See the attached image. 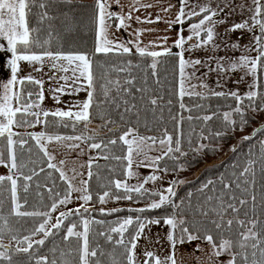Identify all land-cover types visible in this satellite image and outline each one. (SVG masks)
<instances>
[{"label": "snow or ice", "instance_id": "1", "mask_svg": "<svg viewBox=\"0 0 264 264\" xmlns=\"http://www.w3.org/2000/svg\"><path fill=\"white\" fill-rule=\"evenodd\" d=\"M58 4L68 6L69 11L60 13L65 18L77 11L73 5L88 8L84 0H0V38L7 42L6 47L0 43V53H10L5 65L10 75L0 81V166L8 170L7 174H0V261L20 264L14 257L25 254L27 259L23 264H184L183 259L177 257V247L202 240L209 247L205 257L196 259V264H264V219H261L264 214V139L259 140L258 156L253 157L250 149L245 162L234 166L239 171L234 170L230 177L222 174L218 181L209 179L203 183L196 191L206 193L210 190L213 194L204 195L196 203L192 200L193 191H188L177 202L174 199L176 189L186 181L173 179L164 187V175H161L184 171L186 164L180 161L189 152L200 154L206 149L217 150L218 146L203 141L219 140L237 130L243 131L256 115L264 112V0H251L250 5L243 0L239 5H234L232 0H218L215 7H212V0H205V3L178 0V4L168 0H93L86 21L94 33L92 52L65 51L63 44L53 50L50 24L47 35L41 36L45 21L55 19L49 15V8ZM157 6V13L147 11ZM34 8L36 12H33ZM174 8L177 11L172 18ZM237 10L240 15L245 12L250 15L218 33L216 28L226 24ZM140 11H145V15L136 14ZM30 15L36 17L37 26L29 25ZM161 22L166 25L165 32L180 26L173 43L168 44L171 39L168 35L156 36L145 43V35L160 30L142 25ZM134 23L141 26L133 27ZM185 31L189 35L185 36ZM237 31L252 34V41L241 46L240 37L237 42L225 38ZM122 32L127 35L121 36ZM173 47L178 51L173 52ZM201 51L208 54L203 57L194 55ZM221 52L225 54L219 55ZM229 52H239L240 55H229ZM252 52H255L254 56L250 54ZM133 56L140 60L134 63L132 59H125ZM162 57L174 60L173 79L168 80L170 98L166 104L161 103L164 85L159 66L165 63ZM149 60L150 63H145ZM24 64L30 71L20 76ZM134 70L141 73L139 78ZM149 70L158 88L149 85ZM34 72L39 73V77L33 75ZM237 72L241 75L233 79ZM213 74L219 91L207 82ZM45 75L51 82L47 89ZM246 78H250V82ZM229 80L236 85L246 83V91L241 93L239 88H227ZM26 85L32 88L28 89ZM45 91L56 105L63 103L65 107H43ZM81 92L86 94L83 99L79 98ZM64 95L77 98L65 102L62 100ZM172 96L177 100L176 113L172 112ZM185 97L194 101L222 98L235 103L227 105V110H221L219 106L212 110L210 104L194 102L189 105L185 103ZM165 108L174 125L173 131L160 127L166 123ZM205 109L208 114L192 115L194 111ZM114 113L119 124L113 119ZM95 119L101 123L90 128ZM214 119L220 120L221 128L209 130L207 135L202 129L193 146L195 129L185 133L184 122L197 120L207 126ZM37 125L41 126V131H28ZM121 126H125V130L119 136L101 137L100 129L114 134ZM81 127L83 130L77 131ZM141 127L145 133L156 134L141 133ZM21 128L23 132L15 130ZM61 128L70 131L60 132ZM261 132H264V125L243 136L231 151L236 152L240 142L249 141ZM51 144L64 149L69 156L72 153L78 157L88 154L86 163L79 166L87 171L81 172L73 167L69 175L64 167L65 159L54 162L56 157L49 150ZM117 147L121 155L114 154ZM33 148L37 151L34 152ZM25 153L27 160L23 158ZM34 155L48 169L58 173L56 178L51 171L46 174L53 178V187L46 183L42 185L37 179L33 188L34 178L45 172L44 167L36 170ZM101 159L116 161L119 173L116 167L105 165L109 176H102L98 163ZM94 166L96 171H93ZM140 168L150 171L143 175ZM117 175L122 178H115ZM93 176L97 187L103 189L95 193L101 205L109 201L148 202L142 207L127 209L101 207L98 211L105 216L122 211L135 215L117 217L115 221L98 220L91 215L97 210L92 206L94 194L89 183ZM56 179L64 184L61 190H56ZM133 179L136 183H131ZM158 181L160 187H156ZM258 183L259 197L256 194ZM149 184L151 188L147 187ZM43 188L47 189V195ZM46 199L50 203H44ZM74 199L81 201L77 207L59 210ZM154 210L163 214L155 217L143 215ZM57 212L54 218L53 213ZM10 217L16 218L21 227H12ZM29 220L31 227H25ZM161 224L169 229L166 233L168 254L161 256L156 250L145 247L138 256L142 239L146 244L153 243L145 230ZM21 229L28 234L21 236ZM225 233L229 236L226 237ZM5 235L9 236L8 243L3 242ZM50 238L51 247L47 254H41ZM155 243H159L158 237ZM197 250H201L199 245ZM224 254L228 259L221 261L219 258Z\"/></svg>", "mask_w": 264, "mask_h": 264}, {"label": "trees", "instance_id": "2", "mask_svg": "<svg viewBox=\"0 0 264 264\" xmlns=\"http://www.w3.org/2000/svg\"><path fill=\"white\" fill-rule=\"evenodd\" d=\"M92 3H93V0H84V4L88 5L87 9L81 8L79 5H73V7H75L77 9V11L74 14H70L69 17H67V18L60 15V13L69 11L68 6L63 5V4H58V5H53L49 8V15L55 17V19L45 21L44 25L41 26L44 29V31H42V33H41V36L44 37L47 35V28H48V25L50 24L52 27V30H53V37H54V39L52 41L53 50H55L60 44H63L65 51H68V50H79V51H87V52L93 51L94 33L91 29V26H89L86 23L87 12L90 10ZM36 11H37V9L34 8L33 12H36ZM28 19H29V25L30 26H37L35 16L30 15L28 17ZM70 45L72 46L71 48L69 47ZM97 59L103 60L105 58L104 57H97ZM112 59L115 60L116 58L113 57ZM125 59H132L134 63H136L140 60V58L138 56L125 57ZM161 60L165 61V63H162L159 66V76H160L162 84L164 85V88H163L162 93H161L163 95L164 99H163V101H161V103L166 104L167 100L170 98L169 94H168V87H169L168 80L173 79L171 69L173 67L174 60L171 57H162ZM117 62H119V61H117ZM145 63H150V60L146 61ZM134 74L137 75L138 78L141 75V73L137 70H134ZM113 75L115 76V73H113ZM166 76L168 78L167 80H165ZM121 79H123V75L121 76ZM148 83L154 89L159 87L158 85L153 83V80H152V77L150 74V70H149V74H148ZM137 86H139V79L137 81ZM25 87L28 89L32 88L31 85H26ZM133 92H135V89H133ZM171 99L173 100V105H174V107L172 108V112L176 113L178 111V105H177L176 97L172 96ZM194 102L204 103L206 106L208 104H210L212 110H216L217 106H219L221 108V110H227V107H226L227 105H229V104L234 105V103H235L234 101H232L230 99L225 101L222 98L221 99L212 98L209 101H194V100H191V99L185 97V103L191 105ZM157 114H159V113H157ZM201 114H208L207 110L205 109V110H200V111H194L192 113V115H194V116L201 115ZM163 115H164V120L166 123H162L160 125V127L161 128L167 127L169 129V131H173L174 125L168 119L169 114H168V111L166 108L164 110ZM187 115H188V113H185V116H187ZM251 115H252V113H249V116H251ZM141 116L143 118V116H144L143 112L141 113ZM148 118H149V120H151L150 115ZM113 119H115L118 124L120 123L119 118L115 113L113 114ZM133 119H135V118L133 117ZM100 123H101L100 120L95 119V120H93L92 124L89 127L95 128ZM256 123H257V117L255 116V119H252L250 121L249 125L244 128V130L251 131L256 126ZM191 128L195 129V133L193 134V146H194L197 142V136L202 129H204L205 135H207L209 130L215 131V130L220 129L221 123H220L219 119H214L213 121H209L207 126H205L202 121L193 120L191 123H189L188 121H185L184 125H183L184 132L188 133ZM82 130L83 129L81 127L77 131H82ZM124 130H125V126H121L120 130L115 132L114 134L107 133L106 129H100L99 131L101 133L102 138L108 139L112 135L119 136L121 134V132ZM59 131L60 132H68L70 130L61 128V129H59ZM140 131H141V133H145V129L143 127L140 128ZM18 132H23V131H18ZM237 132H242V131L237 130L234 134H229L228 136H225L219 140L203 141L206 144L210 143L212 146H218L217 150H215V151L206 149L203 153H200V154H195V153L189 152V155L187 157L181 158L180 162L185 163L186 168L184 171H180L178 173L173 172L174 173L173 179H182V180H185L186 183L179 185L176 189L177 197H175L174 199L177 202H179V198L185 196V194L188 191L194 192V196L192 198L193 203H196L198 200H202L204 195H206V194L207 195L213 194L210 190H206V193H200V192H197L196 190L198 188H200V186L209 179H213V180L218 181L219 177L222 174L225 177H230L234 170L239 171V168L234 167V166L241 165L245 162L246 155L249 153L250 149H251V153H252L253 157H256L259 155V151H260L259 140L264 139V132L257 133V135L249 141L240 142L238 145L237 151L233 152V151H231V147L233 145H237L238 142L241 141V138L243 137V136H241L240 138H238V140H236V138H237L236 133ZM145 134L152 135V134H156V133L155 132H147ZM32 143H34V142H32ZM223 147L224 148L227 147L230 149L225 158H223L219 162H215V163H211V164L206 165L200 172H198L197 174H195L193 176H188V173L192 172L207 157H213V158L216 157L218 155V153L220 152L221 148H223ZM187 148H188V145H187V143H185V149L187 150ZM33 151L36 152L37 150L35 148H33ZM114 154L115 155H121V151H120L119 147L114 149ZM23 158H24V160L28 159L27 153L24 154ZM32 158L37 160V165H36L37 171H39V167L45 168V172L40 173L38 178H34V180L32 182L33 188L35 187V183L37 182V179H38L39 183H41L42 185L46 183L48 187H53L52 180H53V178L58 177V173H55L53 170L48 169L46 164H42L40 162V159H38V157L36 155H34ZM98 163L101 166V175L102 176H109L108 170L105 167V165H107L108 167H116L117 173H119V171H120L119 166L117 165V162L114 160L105 161V160L101 159V160H99ZM170 166H171V164H170ZM29 167H33V165H29ZM96 170L97 169L94 166L93 171H96ZM24 171L27 172L28 169H24ZM50 171L53 172V178H49L46 175ZM257 172H258V179H259L258 167H257ZM185 177H187V178H185ZM115 178H122V177L117 175ZM89 183L91 186V191L94 194L92 204L94 205L93 207L95 209H97L96 211H92L91 215L94 216L96 219H98V220L102 219V220H106V221H115L117 219V217H125L127 215H135V213H129L127 211L114 213V214L109 215V216H105V215L100 214L98 211L99 207L97 206V204L99 202L96 200L95 193L102 192L103 189H100L97 187V181H96L95 176H93V178L90 180ZM55 184L57 186L56 190H61L64 187L63 182L60 181L59 179L55 180ZM259 187L260 186L258 183L257 184V191H256V194L258 195V197L260 195ZM218 188H219V184L217 183V189ZM42 191H44L45 195H47V189L46 188H43ZM249 194H251V191ZM5 195H7V193H5ZM237 195H240V193L237 192ZM145 201H139V202H145ZM31 202H32V198H30V203ZM44 203L47 204L50 202L46 199L44 201ZM128 207H138V206L121 205V206H118L115 208L127 209ZM249 207H250V205H249ZM109 209H111V208H109ZM4 214L5 215L7 214V208L5 209ZM162 214L163 213L160 210H154V211L144 213L143 215L149 216V217H155V216H160ZM230 215L231 214H229V216ZM189 218L191 219V217H189ZM226 218H228V217H226ZM241 218H243L242 214H241ZM73 219H75V218H73ZM196 219H200V217H196ZM261 219H264V214L261 215ZM9 220H10V224L12 227H14V228H20L21 227L20 224L16 223V218L10 217ZM65 223H67V221H65ZM0 224H2V221H0ZM24 226L25 227H31V221L29 220L28 223ZM94 227L99 228V226H94ZM209 227H211V226L209 225ZM233 227L235 228V226H233ZM20 234L22 236V235H27L28 233L24 232L21 229ZM213 235H214V237L216 236L215 231H213ZM225 236L226 237L229 236V233H225ZM232 238L235 239V236L233 235ZM57 240H59V237H57ZM3 242L4 243L9 242V236L8 235H5ZM72 243H73V245H75V241H73ZM100 243L103 244L104 241L101 240ZM49 247H51V238L49 239V241H46L45 246L43 247V249H41V254H47ZM105 247L110 248L111 246L105 245ZM14 259L19 261L20 264H23V262L26 261L27 256L25 254H19L18 256L14 257ZM0 264H4V262L0 261Z\"/></svg>", "mask_w": 264, "mask_h": 264}, {"label": "rangeland", "instance_id": "3", "mask_svg": "<svg viewBox=\"0 0 264 264\" xmlns=\"http://www.w3.org/2000/svg\"><path fill=\"white\" fill-rule=\"evenodd\" d=\"M193 2H197V0H193ZM198 2L205 3V0H198ZM217 2H218V0H212V7H215ZM243 2L245 4H248V5L251 4V0H243ZM232 3L234 5H239L241 3V0H232ZM249 15H250V13H248V12H245L243 15H240V14H238V10H237V13H233L230 16V18L227 20V23L219 25L216 28V31L218 33L223 32V29L231 26L234 22H240L243 19H247ZM183 27L186 28V25L183 26ZM255 31L258 34V29H256ZM184 35L187 36V35H189V33L187 31H185ZM238 37H240L238 42H239V44L241 46L250 43L252 41V38H253L252 34H249L246 31L245 32L237 31V32H234V33H230L225 38L228 39L229 42H237V38ZM207 54L208 53L201 51V52L195 53L194 55L197 56V57H203V56H206ZM224 54H225L224 52L219 53V55H224ZM228 54L229 55H235V56H239L240 55L239 52H235V53L229 52ZM250 54L254 56L255 52H252ZM186 55H187V53H186ZM29 71H30V69H29L28 66L24 68V73H29ZM240 75H241V73H238V72L234 73L233 74V79L238 78ZM246 80L248 82H250V78H246ZM207 82H208V84L211 87L216 88V90H218V91L221 90L215 84V75L214 74L208 78ZM226 86L229 89L239 88L241 93H244L246 91V83H241L239 85H236V84L232 83L231 80H229ZM47 88H48L47 83H45V89H47ZM85 95H86L85 93L81 92V93H79V98L83 99V98H85ZM45 97H46V99L43 102V107L48 108V109H52V108H54L52 106H57L54 103V101L50 98V95H49V93L47 91H45ZM256 117H257V123H256V126H257V125H259L260 123H262L264 121V112L256 115ZM41 130L42 129H41L40 125H37L35 128H30V131H41ZM252 130L251 131L243 130L242 132H237L236 133L237 134L236 140H238V138H240L241 136L249 135L252 132ZM49 150L56 157V160L54 162L58 163L59 160H61V159H65L67 161L66 165L64 166L66 171H69L73 167H76L81 172H86L87 171V169L80 168L79 166L81 164H85L86 163V161L88 160V154H85L83 156H79L78 157L75 153H72L69 156V155H67L65 153L64 149L59 148L56 144H51L49 146ZM229 150L230 149L227 148V147L221 148L220 152L218 153V155L216 157H214V158L213 157H207L192 172H189L188 176H193V175L197 174L198 172H200L208 164L221 161L223 158L226 157V155L228 154ZM7 171L8 170L4 166H0V174H7ZM139 171L141 172V174L147 175L150 170L144 169V168H140ZM69 175H71L70 171H69ZM161 175H164V180L162 182L163 186L167 187L168 182L173 179L174 173L173 172H169L166 175L165 174H161ZM187 177H185V178H187ZM85 178H87V177L85 176ZM78 179H79V177H78ZM131 183H136L135 179H133L131 181ZM160 184H161V182L158 181L157 184H156V187H160ZM147 187L151 188L152 185L149 184V185H147ZM147 202L148 201H145V202H131V201L115 202V201H109L107 204H104V205H101L100 203H98L97 206L99 208L104 207L106 209L115 208V207H118V206H121V205L138 206V207L141 206L142 207ZM79 203H81V201H77V200L74 199L73 202L68 204L66 207L65 206H61L62 208H61L60 211L66 210L67 208L77 207ZM92 206H94V205L92 204ZM57 215H58V212L57 213H53V217L54 218ZM53 222H54V220H53ZM168 230H169L168 226L163 225V224L162 225H153V226H151L150 229H146L145 232L152 238L153 243L146 244L145 241L142 239L140 241V247H138V249H137L138 256L140 254H142V251L144 250L145 247H147L149 249L156 250L158 255H161V256L167 255L168 252H169V243L166 240V233H167ZM157 237L159 238V243H155ZM37 238H39V237H37ZM13 244H14V242H13Z\"/></svg>", "mask_w": 264, "mask_h": 264}, {"label": "crops", "instance_id": "4", "mask_svg": "<svg viewBox=\"0 0 264 264\" xmlns=\"http://www.w3.org/2000/svg\"><path fill=\"white\" fill-rule=\"evenodd\" d=\"M168 2L172 3V4H178V0H168ZM148 12H153L154 14L157 13L159 11V7H154L153 9H148L147 10ZM177 11L176 8H174L172 10L173 12V16L172 18H174V14L175 12ZM137 15H145V11H140V12H137L136 13ZM141 25H138V24H133V27H140ZM143 27H153V28H157L159 29L160 31L158 32H155V33H152V34H148V35H145L143 37V40L145 43H147L149 40H152L154 39L156 36H163V35H168L171 37V39H169L168 41V44L171 45L173 43V40L176 38V30H177V27H180V26H176L174 27L171 31L169 32H165L164 29L166 27V25L164 23H156V24H152V25H142ZM121 36H126L127 33H120ZM0 43H3L6 47L7 45V42L5 40H3L2 38H0ZM173 52H176L178 51V49L174 48L173 47ZM10 57V53H0V81H3V80H6L9 75H10V72L8 70V68L5 66L6 65V61L7 59ZM27 67L26 64H24L23 66V71L20 73V76H25L27 75L28 73H24V68ZM44 71L46 73H48V75H50L51 73L48 72V69L45 68ZM33 75H36L39 77V73H32ZM44 79L47 83V86L49 87V84L51 82H48L47 81V75L44 76ZM77 97H69L67 95H64L62 96V100L67 102L69 100H75ZM52 107H65V104H59L57 106H52ZM16 131H24V129H15ZM28 131H30V129H28ZM62 208V207H61ZM61 208L59 210H61ZM75 208V207H73ZM197 245H199V248L201 250H197ZM208 245L205 241H202V240H197V241H192L190 243H185L183 244L182 246H178L177 249H176V254H177V257L178 259L179 258H182L183 259V262L184 264H196V259L199 258V257H205V253L208 251ZM221 261H226L228 259L227 255L224 254L222 255L220 258H219Z\"/></svg>", "mask_w": 264, "mask_h": 264}, {"label": "water", "instance_id": "5", "mask_svg": "<svg viewBox=\"0 0 264 264\" xmlns=\"http://www.w3.org/2000/svg\"><path fill=\"white\" fill-rule=\"evenodd\" d=\"M261 125H264V121H263L262 123H260L259 125H257L255 128L260 127ZM255 128H254V129H255ZM254 129H253V130H254ZM253 130H252V132H253ZM252 132H251V133H252ZM251 133H250V134H251ZM250 134H249V135H250Z\"/></svg>", "mask_w": 264, "mask_h": 264}]
</instances>
